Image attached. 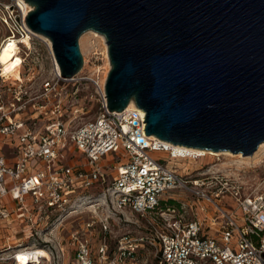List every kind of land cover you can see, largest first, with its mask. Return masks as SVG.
Here are the masks:
<instances>
[{"label": "built area", "instance_id": "obj_1", "mask_svg": "<svg viewBox=\"0 0 264 264\" xmlns=\"http://www.w3.org/2000/svg\"><path fill=\"white\" fill-rule=\"evenodd\" d=\"M31 9L25 0H0V47L13 42L8 64L17 57L8 68L0 61V222L25 224L36 238L33 247L4 243L0 249L41 248L49 255L44 260L54 250L55 264H132L144 246L153 249L155 264H264V177L246 186L211 163L183 175L164 166L167 158L205 155L144 134V112L135 104L108 110L104 82L81 73L83 59L77 73L61 76L51 43L25 22ZM38 43L46 48L50 71L35 83ZM86 81L95 90L97 111L73 125L69 107ZM174 189L191 198L166 195ZM92 191L115 211L142 218L146 233H122L110 244L103 217L97 227L86 221L72 230L71 252L62 251L47 237L58 219L90 201ZM9 261L18 264L15 252L0 254V264Z\"/></svg>", "mask_w": 264, "mask_h": 264}, {"label": "water", "instance_id": "obj_2", "mask_svg": "<svg viewBox=\"0 0 264 264\" xmlns=\"http://www.w3.org/2000/svg\"><path fill=\"white\" fill-rule=\"evenodd\" d=\"M60 75L82 65L78 37L104 38L108 110L129 100L144 134L251 155L264 142V0H25Z\"/></svg>", "mask_w": 264, "mask_h": 264}, {"label": "rangeland", "instance_id": "obj_3", "mask_svg": "<svg viewBox=\"0 0 264 264\" xmlns=\"http://www.w3.org/2000/svg\"><path fill=\"white\" fill-rule=\"evenodd\" d=\"M2 34L3 31L0 29V40ZM78 46L83 59V68L81 73L93 78H97L101 83L104 82L109 69V61L108 57L106 56L107 50L105 51L101 38L94 36L91 33H87L82 38V41L78 43ZM34 47L36 49L35 52L37 53L38 65L36 66L37 69H35L36 75L33 78L35 79V83H38L44 77L49 75L50 63L48 61V53L46 48L41 43L34 44ZM5 53L6 51L3 52V54ZM94 91L95 90L92 84L88 81L79 85L78 94L72 102V105L69 107L70 112L67 114V118L71 119V124H78L94 117L97 111ZM257 148L251 155L243 156L245 159L242 160L239 157H229L223 154L214 156L206 154L203 158H199L195 161L167 158L164 160L163 165L174 170V172L177 174L183 175L184 173H188L192 169L196 168L199 164L211 163L225 172L240 176L246 186H255L258 181L264 177V146L260 148V150L257 152V155H254L258 150ZM230 154L237 155L240 153ZM184 166L185 168H188L187 171L184 169ZM165 193L166 195L173 194L184 196L185 198L189 199L191 198L188 192L182 189H174ZM96 194V191H92L90 195L92 198L90 201H86L84 204L77 207L75 214L58 219L59 223L56 226L57 228L54 229L53 234L48 235V237L46 236L47 238H50L51 241H59L60 247L65 253L69 254L71 252L67 239L70 232L74 229H78L79 225L86 221H94L92 225L93 227H97L98 220L102 219L103 217H107L110 226V232L108 233V241L110 244H112V241H114L122 233H128L132 236L143 235L146 233L142 218L137 217L128 210H124L123 213L115 211L114 208H111L109 203H102L100 199H97ZM10 225L13 230L11 229L8 231V229L5 230L4 228H0V241H2L4 237H9L8 240L6 239L7 243H20V245L33 247L32 243L36 238V235L33 233L32 229L26 228L25 224H22L21 228L19 226L15 227L12 223ZM14 229H16L17 232H13ZM95 236L96 234L92 235L93 238ZM13 252H16L15 248L7 250L0 249V254L3 255H10ZM56 252L60 254L59 249H57ZM52 253L53 256H50L49 260L43 259L41 261L40 259V264H55L56 253L54 250H52ZM46 256L47 253L43 258ZM10 263L11 262L9 261L2 264ZM31 264L37 263L32 262ZM132 264H155L153 249L147 248L145 246L138 248L135 251Z\"/></svg>", "mask_w": 264, "mask_h": 264}, {"label": "bare ground", "instance_id": "obj_4", "mask_svg": "<svg viewBox=\"0 0 264 264\" xmlns=\"http://www.w3.org/2000/svg\"><path fill=\"white\" fill-rule=\"evenodd\" d=\"M87 33H91L94 36H97V37L101 38V40H102V42L104 44L105 51H106V44L104 43L103 37L100 34H98L95 31H93V30H86L82 34H80V36L78 37V43L80 41H82V38ZM38 35H39V37L42 40H44L48 44V46H50V42L45 36H43L41 34H38ZM22 44L24 45V42ZM4 51H6L5 54H3ZM13 51H14L13 42H7L6 44H3L0 47V61L6 66V68H8L9 65L15 64L16 63L15 61H17V57H14V59L8 64V59H10ZM106 56H107V51H106ZM100 84L102 85L103 82L102 83L100 82ZM126 106H134V102L132 100H129L128 103L126 104ZM178 146L179 147H184V146H181V145H178ZM263 146H264V143H261L260 145H258V148H257L258 150L255 152L254 155H257V152ZM186 150H187L188 153H192V150H195V149L186 148ZM199 150L202 151L203 155L208 154V155L214 156V155L223 154V155H226V156H229V157H239L241 160L245 159V157L241 156L240 154L232 155V154H230L229 152H226V151L213 152V151H209V150H201V149H199ZM15 254H16V259L18 261V264H31L32 262L40 264L41 263L40 258H43L46 255V252L43 249H41V248H37V249H34L32 251H29V252L16 251ZM46 257H48V255Z\"/></svg>", "mask_w": 264, "mask_h": 264}, {"label": "crops", "instance_id": "obj_5", "mask_svg": "<svg viewBox=\"0 0 264 264\" xmlns=\"http://www.w3.org/2000/svg\"><path fill=\"white\" fill-rule=\"evenodd\" d=\"M12 224H14V226L16 227L17 225H16V223H12ZM0 228H4L5 230L6 229H8V231H10L12 228H11V225L9 224V225H7L6 223H4V222H0ZM13 230V229H12ZM13 232H17V230L16 229H14V231ZM9 239V237H4L3 238V242L2 241H0V242H2V243H0V245H3L4 243L5 244H8V245H10V246H12V245H16L17 243H7L6 241Z\"/></svg>", "mask_w": 264, "mask_h": 264}]
</instances>
